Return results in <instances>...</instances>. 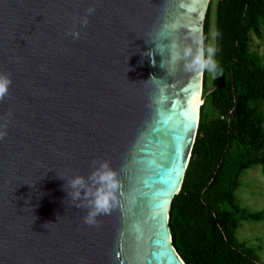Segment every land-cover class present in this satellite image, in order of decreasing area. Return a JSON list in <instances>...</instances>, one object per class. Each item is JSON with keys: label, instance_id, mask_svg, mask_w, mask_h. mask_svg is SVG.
I'll use <instances>...</instances> for the list:
<instances>
[{"label": "water", "instance_id": "1", "mask_svg": "<svg viewBox=\"0 0 264 264\" xmlns=\"http://www.w3.org/2000/svg\"><path fill=\"white\" fill-rule=\"evenodd\" d=\"M210 1L0 0V72L12 80L0 100V264H187L170 210L210 90L204 72L169 74L143 53L157 35L205 45ZM104 160L119 200L89 225L67 180Z\"/></svg>", "mask_w": 264, "mask_h": 264}, {"label": "trees", "instance_id": "2", "mask_svg": "<svg viewBox=\"0 0 264 264\" xmlns=\"http://www.w3.org/2000/svg\"><path fill=\"white\" fill-rule=\"evenodd\" d=\"M212 0L205 19L210 41ZM264 0H218L215 59L223 75L203 78L200 123L182 188L171 206L173 241L187 264H263L236 236L242 219L264 218L236 200L241 173L264 166Z\"/></svg>", "mask_w": 264, "mask_h": 264}, {"label": "clouds", "instance_id": "3", "mask_svg": "<svg viewBox=\"0 0 264 264\" xmlns=\"http://www.w3.org/2000/svg\"><path fill=\"white\" fill-rule=\"evenodd\" d=\"M95 12L94 7H89L87 15L79 21L81 26L88 24V16ZM70 35L74 39L80 36L79 31H73ZM167 39L168 43H163ZM147 42H155V48L148 49L143 55L149 57L150 62L155 65V54H159L162 59L160 67L167 70L169 74L175 71L178 64H182L185 71L201 73L208 72L213 74V78L223 75V68L220 67L215 59L216 49L210 45L203 44V38L200 36H187L184 40L173 38L172 36L156 38ZM167 61V64L165 63ZM158 84V90L163 93L164 84L160 78L154 75L149 78ZM11 77L4 72H0V100L8 94ZM203 95V87L202 94ZM11 115V113H9ZM7 134L6 124H0V140ZM63 178V177H61ZM64 179V178H63ZM67 192L73 201H80L75 204L76 207L85 206L88 211L84 217V222L89 225H97V217L107 215L117 206L121 181L118 173L110 166L107 160L99 162L98 166L89 174L88 177L76 175L67 180ZM65 188V187H64Z\"/></svg>", "mask_w": 264, "mask_h": 264}, {"label": "rangeland", "instance_id": "4", "mask_svg": "<svg viewBox=\"0 0 264 264\" xmlns=\"http://www.w3.org/2000/svg\"><path fill=\"white\" fill-rule=\"evenodd\" d=\"M217 2L212 0V14L210 25L209 45L215 48ZM264 32V30H263ZM253 47L259 51L264 50V37L258 38L252 34ZM213 74L207 72L206 85L213 87ZM239 187L235 191L237 202L249 212L264 210V166L255 165L244 170L239 177ZM239 241L246 242L245 249L264 264V218L242 219L236 230Z\"/></svg>", "mask_w": 264, "mask_h": 264}, {"label": "bare ground", "instance_id": "5", "mask_svg": "<svg viewBox=\"0 0 264 264\" xmlns=\"http://www.w3.org/2000/svg\"><path fill=\"white\" fill-rule=\"evenodd\" d=\"M202 104V101H201V96H200V105Z\"/></svg>", "mask_w": 264, "mask_h": 264}, {"label": "snow or ice", "instance_id": "6", "mask_svg": "<svg viewBox=\"0 0 264 264\" xmlns=\"http://www.w3.org/2000/svg\"><path fill=\"white\" fill-rule=\"evenodd\" d=\"M198 99V98H197Z\"/></svg>", "mask_w": 264, "mask_h": 264}]
</instances>
